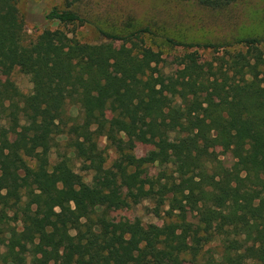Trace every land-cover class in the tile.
Returning a JSON list of instances; mask_svg holds the SVG:
<instances>
[{
	"label": "trees",
	"instance_id": "trees-1",
	"mask_svg": "<svg viewBox=\"0 0 264 264\" xmlns=\"http://www.w3.org/2000/svg\"><path fill=\"white\" fill-rule=\"evenodd\" d=\"M20 1L0 0V264H264V36L221 54L166 38L214 54L201 62L185 52L180 72L166 75L161 53L143 45L148 27L99 30L110 42L96 45L46 30L25 44ZM79 1L45 19L89 24L71 9ZM15 68L31 83L27 95L8 78ZM100 139L117 155L109 167ZM145 143L156 177L135 155ZM143 202L167 221L112 223V210Z\"/></svg>",
	"mask_w": 264,
	"mask_h": 264
},
{
	"label": "rangeland",
	"instance_id": "rangeland-1",
	"mask_svg": "<svg viewBox=\"0 0 264 264\" xmlns=\"http://www.w3.org/2000/svg\"><path fill=\"white\" fill-rule=\"evenodd\" d=\"M69 1L72 0H21L18 9L25 22V44L46 30H62L82 44L96 45L110 42L99 34V30L114 35H126L133 29L148 27L153 35L145 36L143 45L161 53L162 62L158 66L160 71L166 75H176L180 72L178 60L185 52L197 50L201 62H210L214 54L210 53L211 50H202L200 47L189 50L172 47L165 42L166 38L196 46H223L219 49L221 54L245 52L244 48L236 45L237 41L264 36V0H236L222 10H210L194 2L182 0H80L71 9L87 19L89 24L64 27L45 19L52 9L65 10ZM120 44L114 43L116 47ZM259 48L264 54V43ZM8 78L22 94L31 92L32 86L28 77L18 69L15 68ZM0 79H5L1 72ZM67 109L72 116L77 115L75 108ZM105 118L110 117L107 115ZM11 138L15 139L13 135ZM99 146L105 151L106 167H109L117 155L104 139L99 140ZM57 150L64 153V142H60ZM56 154V151H52L51 164L55 163ZM135 155L148 161L143 169L146 176L152 178L159 174V168L150 160L151 145L138 144ZM220 159L227 167L233 163L229 154L221 156ZM74 164L75 171L83 176L84 181L94 186L91 173L79 171L80 164ZM151 209V204L147 202L131 209H114L110 213V219L115 226L140 220L144 227H160L167 220L155 217L151 214ZM189 221L194 222L191 216ZM213 246L216 247V244Z\"/></svg>",
	"mask_w": 264,
	"mask_h": 264
}]
</instances>
